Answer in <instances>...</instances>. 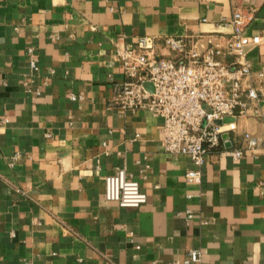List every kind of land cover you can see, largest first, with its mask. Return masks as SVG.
Listing matches in <instances>:
<instances>
[{"label":"crops","instance_id":"0c3cea01","mask_svg":"<svg viewBox=\"0 0 264 264\" xmlns=\"http://www.w3.org/2000/svg\"><path fill=\"white\" fill-rule=\"evenodd\" d=\"M235 10L250 17L248 81L264 91V0H0V264L168 263L190 249L201 264H264V98L226 120L232 145L199 183L187 155L164 151L160 117L114 104L117 45L228 37ZM244 132L258 145L232 159ZM117 167L144 204L105 199Z\"/></svg>","mask_w":264,"mask_h":264},{"label":"built area","instance_id":"2783aa9c","mask_svg":"<svg viewBox=\"0 0 264 264\" xmlns=\"http://www.w3.org/2000/svg\"><path fill=\"white\" fill-rule=\"evenodd\" d=\"M248 20L249 16L235 10L228 37L142 35L133 43L116 46L124 80L114 104L124 110L144 109L162 119L164 151L185 154L196 167L185 172L188 182L199 183L200 167L207 157L227 142L232 145L228 132L235 130V123L226 120L245 114L253 102L264 98V91L248 81L251 70L242 40ZM30 67L38 69L36 58L30 59ZM257 77L262 78L263 73ZM146 82L152 90L145 87ZM242 140L227 150L232 159L241 158L258 145L250 132H244ZM104 197L121 207L134 208L147 200L138 181L123 167L105 176ZM186 214L192 217L189 211ZM147 264L201 263L199 252L190 249L181 259Z\"/></svg>","mask_w":264,"mask_h":264},{"label":"water","instance_id":"95a60500","mask_svg":"<svg viewBox=\"0 0 264 264\" xmlns=\"http://www.w3.org/2000/svg\"><path fill=\"white\" fill-rule=\"evenodd\" d=\"M145 87H146L148 90H152V86H151V84L148 83V82L145 83ZM217 123H220V122L217 121ZM222 137H223V138H226L227 135H226V134H223ZM225 145H229V142H227Z\"/></svg>","mask_w":264,"mask_h":264}]
</instances>
